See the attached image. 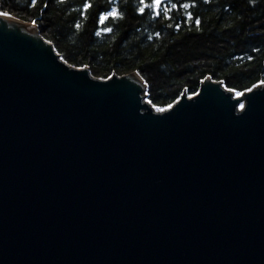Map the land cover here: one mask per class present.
<instances>
[{
  "label": "water",
  "instance_id": "1",
  "mask_svg": "<svg viewBox=\"0 0 264 264\" xmlns=\"http://www.w3.org/2000/svg\"><path fill=\"white\" fill-rule=\"evenodd\" d=\"M147 90L0 12V264H264V82Z\"/></svg>",
  "mask_w": 264,
  "mask_h": 264
},
{
  "label": "trees",
  "instance_id": "2",
  "mask_svg": "<svg viewBox=\"0 0 264 264\" xmlns=\"http://www.w3.org/2000/svg\"><path fill=\"white\" fill-rule=\"evenodd\" d=\"M173 3L194 6L157 17L141 15L138 0H0V12L34 21L69 63L96 77L137 71L157 107L195 94L208 76L237 93L264 82V0ZM113 10L119 18L101 21Z\"/></svg>",
  "mask_w": 264,
  "mask_h": 264
},
{
  "label": "snow or ice",
  "instance_id": "3",
  "mask_svg": "<svg viewBox=\"0 0 264 264\" xmlns=\"http://www.w3.org/2000/svg\"><path fill=\"white\" fill-rule=\"evenodd\" d=\"M139 4L142 5L138 11L140 12L141 15H143L146 11L147 12H155V15L157 17H160L162 15H164L166 12L171 11L172 9H178L179 7H183L185 9L191 8L194 5L191 3H184L182 5H177L175 3H173L171 5V8H168L166 6V0H138ZM32 3L35 4V0H32ZM47 6V5H45ZM92 4L90 2H86L84 4V8L88 9L91 8ZM120 17V13L117 10H113L111 12H104L100 19L101 21H107L110 19H115V18H119ZM169 19H171V17H168ZM189 18H191V13H189ZM197 24L200 23L199 20L196 21ZM77 27H79V25H77ZM108 31H111V29H108ZM249 91H251L249 89ZM238 95H243V93H238ZM169 107H171V105H169ZM241 110H245V105L241 104L240 105ZM165 109L161 108L159 109V111H164Z\"/></svg>",
  "mask_w": 264,
  "mask_h": 264
},
{
  "label": "rangeland",
  "instance_id": "4",
  "mask_svg": "<svg viewBox=\"0 0 264 264\" xmlns=\"http://www.w3.org/2000/svg\"><path fill=\"white\" fill-rule=\"evenodd\" d=\"M33 23H35L34 21H32ZM36 26H38L36 23H35ZM39 28V27H38ZM187 91V90H186Z\"/></svg>",
  "mask_w": 264,
  "mask_h": 264
}]
</instances>
